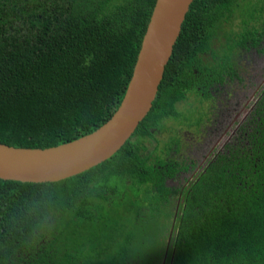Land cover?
I'll list each match as a JSON object with an SVG mask.
<instances>
[{
	"label": "trees",
	"instance_id": "1",
	"mask_svg": "<svg viewBox=\"0 0 264 264\" xmlns=\"http://www.w3.org/2000/svg\"><path fill=\"white\" fill-rule=\"evenodd\" d=\"M155 1L0 0V143L44 149L103 125L122 100ZM238 1L191 3L151 110L110 159L59 182L0 179V264H264V89L238 144L195 178L174 220L159 196L170 192L160 167L169 177L175 168L143 144L167 121H200L177 104L192 89L201 94L206 71L219 76L222 65L202 56L222 53L210 43L241 12ZM234 46L220 58L230 69Z\"/></svg>",
	"mask_w": 264,
	"mask_h": 264
},
{
	"label": "water",
	"instance_id": "2",
	"mask_svg": "<svg viewBox=\"0 0 264 264\" xmlns=\"http://www.w3.org/2000/svg\"><path fill=\"white\" fill-rule=\"evenodd\" d=\"M193 1H155L122 100L103 125L76 140L44 149L0 143V179L22 183L59 182L116 154L151 110Z\"/></svg>",
	"mask_w": 264,
	"mask_h": 264
},
{
	"label": "rangeland",
	"instance_id": "3",
	"mask_svg": "<svg viewBox=\"0 0 264 264\" xmlns=\"http://www.w3.org/2000/svg\"><path fill=\"white\" fill-rule=\"evenodd\" d=\"M238 2L243 7L241 12L240 9L236 11L231 22L227 26L224 24L225 27L222 26L213 36V49H221V46L228 45L227 38H231L236 41V47L239 50H235L232 56V74L231 76L226 74L227 76L223 77V87L215 93L217 98H215L214 104L210 106L211 109L207 110L200 99L181 101L177 104L179 110L184 111L190 117L192 115L193 117L197 115L202 117L200 125H195L192 117L189 118L191 123L188 124L179 123L171 126L170 121H167L163 124L165 129L157 131L155 134V138L159 140L158 142L149 138L143 142L146 151L150 153L154 151L163 158L164 162L171 163L176 169L173 172L174 175L169 177L166 171L167 164L160 167L163 178L169 177L167 180H169V183L173 181L172 185L175 187L166 185L165 187L171 193L173 189L174 191L171 195H165L164 197L168 201L167 207L164 209L168 210L170 213L168 217L173 220L181 214L182 206L179 209L177 205L184 204L186 191L190 187L189 184H186L187 180L192 179L194 181L207 166L208 161H212L218 153L222 154L224 152L222 148L231 145L226 143L223 146L230 132L234 129V126L229 124L236 121L237 125L257 100L260 91L264 89V0H239ZM248 19L250 20L248 21ZM255 29L257 36L261 38L256 43L249 36ZM231 39L229 44L232 42ZM220 101H222V106ZM223 121L227 124L224 127L229 125V129L224 135L223 131L225 129L218 125ZM171 136H174L177 140L179 146L177 152H173L170 148L167 151L165 150L166 152L164 151L166 144L170 142ZM171 147L174 148L175 146ZM191 163L193 168L190 171L182 169V166H190ZM170 179L172 180L170 181ZM180 184H184L181 197L179 189L182 185ZM151 188L154 189L155 193L158 192V187L152 186ZM159 197H163V195ZM166 219L169 222L172 220ZM173 226L172 223V227H168L164 232V236H168V238H165L166 244L169 236H175L177 233Z\"/></svg>",
	"mask_w": 264,
	"mask_h": 264
},
{
	"label": "flooded vegetation",
	"instance_id": "4",
	"mask_svg": "<svg viewBox=\"0 0 264 264\" xmlns=\"http://www.w3.org/2000/svg\"><path fill=\"white\" fill-rule=\"evenodd\" d=\"M226 39V38H225ZM212 40H213V38H212ZM212 40H211V43H210V45H211V47H212ZM233 44V46H234V50H233V54H234V52H235V50L236 51H238L239 49L236 47V45H237V43L236 42H234V41H232L230 44H228V45H224V46H221L220 48H221V50H222V53H220V54H217V57H216V59L214 60V62H213V59H212V57H210V54L209 53H206V54H204L203 56H202V61L204 62V63H206V64H208V63H210V62H212V66H216V68H218L219 67V65H222V67H223V69L221 70V72H220V74H219V76L216 78V79H212L211 77H212V74L211 73H209V71H206L205 72V75H204V78H203V82L202 83H204V85H202L200 88H201V94H199L198 92V90L199 89H197L196 91L194 90V89H192L189 93L190 94H188V100L189 101H192V100H195V99H200L201 100V102H202V104L204 105V106H206V109L207 110H209V108H210V106H212L213 104H214V102H215V98H217L215 95H217V94H215V93H217V92H219L218 90H219V88L221 89L222 87H223V77L224 76H227V75H229V76H231V71H232V69H233V65L231 64V62H232V56H233V54H231L232 56H231V58H230V64H231V69H230V66H228L226 63L227 62H223V61H221L220 60V58H223L224 57V52L225 53H230V52H228L227 51V47L229 46V45H232ZM213 49V48H212ZM214 50V49H213ZM218 50H220V49H218ZM211 66V67H212ZM227 74V75H226ZM261 92V91H260ZM258 98V97H257ZM256 101L257 100H255V102L252 104V106L250 107V110L248 111V113L242 118V119H240L239 120V122L237 123V125H236V121H233V122H231L229 125H232V126H234V129H233V131H231L230 132V135H229V137H228V139L225 141V143L223 144V146H225V144L226 143H230V144H232V145H236V144H238V142H239V139L241 138V132H240V127H241V124L243 123V121L246 119V117L251 113V111L253 110V107H254V105H255V103H256ZM222 101H220V104H221V106H222V103H221ZM219 104V105H220ZM211 109V108H210ZM211 111V110H210ZM202 114V113H201ZM202 117H200L199 119H201ZM183 122V123H182ZM181 123L182 124H188V123H191L190 122V119L188 118V119H186L185 121H182ZM217 123V122H216ZM179 124V123H178ZM194 124L195 125H200V121L199 122H197L195 119H194ZM219 126H221V127H223L225 130L223 131V135H224V133H226L227 131H228V126L227 127H224L225 125H227L226 123H224V121H223V123H221V124H218ZM155 132H157V131H155ZM175 136V135H174ZM174 136H171V138H170V142L168 143V144H166V147H165V149H164V151L166 150H168L169 148L173 151V152H177L178 151V149H179V146H178V143H177V140L174 138ZM156 142H158L159 140H157L156 138L154 139ZM175 146L174 148H172L171 146ZM205 145H207V144H205ZM225 149V150H224ZM222 150L224 151L223 153H225V152H228V148H222ZM165 151V152H166ZM219 154V153H218ZM217 154V155H218ZM216 155V156H217ZM211 161V160H210ZM210 161H208L207 162V166H208V164H209V162ZM206 166V167H207ZM193 168V166H192V163H191V165L189 166H182V169H186V170H191ZM205 169V168H204ZM204 169H203V171H204ZM174 171H176V169L174 170ZM202 172V171H201ZM174 175V174H173ZM167 179H169V177L167 178ZM166 179V181L164 182V185L166 186H169V185H172L173 184V181H171L172 179H170V181H171V183H169V180H167ZM190 181V182H189ZM187 180V183L186 184H189V185H191V183H192V179L191 180ZM169 183V184H168ZM180 185H182V184H180ZM173 186V185H172ZM183 186H184V184L180 187V189H179V192L181 193V195H180V197L182 196V191H183ZM174 187V186H173ZM175 188V187H174ZM185 190V189H184ZM190 190V187L188 188V190L186 191V192H188ZM170 191V190H169ZM173 191H174V189L172 190V193H173ZM171 193V191L168 193V194H166V195H171L172 194ZM184 193H185V191H184ZM163 196H165L164 194H162ZM185 196H186V194H185ZM184 200H185V198H184ZM178 206V205H177Z\"/></svg>",
	"mask_w": 264,
	"mask_h": 264
}]
</instances>
